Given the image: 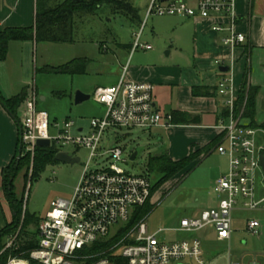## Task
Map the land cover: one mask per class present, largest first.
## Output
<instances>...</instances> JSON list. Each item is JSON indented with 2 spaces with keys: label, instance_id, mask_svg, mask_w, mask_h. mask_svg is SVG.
I'll use <instances>...</instances> for the list:
<instances>
[{
  "label": "built area",
  "instance_id": "1",
  "mask_svg": "<svg viewBox=\"0 0 264 264\" xmlns=\"http://www.w3.org/2000/svg\"><path fill=\"white\" fill-rule=\"evenodd\" d=\"M145 1L148 3L147 18L154 15L193 20L220 18L225 24L217 23L213 31L224 34L225 46L236 48L246 40L237 27L235 0ZM141 34L137 35L133 52L152 49L140 42ZM218 94L228 113L215 126L220 138L214 149L228 159V170L219 177L213 189L217 207L182 219L178 229H161L154 234L149 233L146 221H142L124 238L120 248L115 246L109 256L100 257L92 252L94 246L115 237L125 228L136 209L152 200L153 188L149 176L133 175L120 166L131 161V157L129 160L120 146L107 144L106 133L110 130L151 133L172 128L175 127L173 116L156 109L152 84L128 82L123 77L116 85L96 88L92 98L105 107L106 114L103 118L92 119L86 132L69 119L52 123L48 113L38 109V96L33 92L24 104L20 120L21 144L25 154L31 156L32 166L40 140L50 141L58 153L73 148L76 151L84 149L89 155L73 197L53 202L51 210L41 219L37 228L38 247L30 251L27 258L10 257L6 264H206L199 238L162 241L158 236L166 232L195 234L211 228L219 242L230 241L237 208L256 211L264 203V200H257L255 191L257 173L263 176L260 156L264 155V147L257 144V137L263 131L249 127L243 112L237 116L238 98L232 80H224ZM115 228L118 229L114 233ZM260 229L257 220L247 224L248 232L254 235H259ZM17 238L18 234L11 236L4 251L17 249ZM125 241L127 243L123 244Z\"/></svg>",
  "mask_w": 264,
  "mask_h": 264
},
{
  "label": "rangeland",
  "instance_id": "2",
  "mask_svg": "<svg viewBox=\"0 0 264 264\" xmlns=\"http://www.w3.org/2000/svg\"><path fill=\"white\" fill-rule=\"evenodd\" d=\"M131 1L139 11L138 18L131 19L134 15L125 7L121 12L116 13L115 10L118 8L113 10L106 6L98 10L95 15L76 17L73 43L40 45L36 75L38 104L40 110L49 114L51 122L57 119L62 123L70 119L77 127H84L88 132L91 120L105 113V108L92 98L94 91L98 87L118 84L116 75L122 70V66L126 65L130 46H134L139 33L142 32L140 38L142 44L150 45L151 51L157 50L163 59H170L171 48L174 46V22L179 17L154 15L147 18L148 3L145 0ZM144 52L149 51L138 50V53ZM74 60L87 62L84 75L50 74L45 71L46 65L57 68ZM78 91L91 95V99L75 105L74 97ZM57 92H66L69 98H58ZM40 97H44L46 101L41 102ZM244 121L249 127H253L250 120ZM256 123L263 124L258 122L257 116ZM254 128L263 131L257 137V144L264 147V129ZM51 133L55 134L54 131ZM105 142L123 148L129 160L137 152L135 161H127L120 166L133 175H150L152 183H158L160 177L149 173L148 160L150 156L166 152L169 142L164 135L154 131L149 133L141 130H110L106 133ZM63 151L80 158L81 162L74 165L59 162L49 164L34 179L31 178L32 167L19 173L15 182L16 194L18 197H24V209L30 215L43 218L51 210L53 202L58 199L69 200L73 197L89 154L84 149L76 151L73 148H65ZM227 164L226 157L215 153L203 161H197L160 186L149 202L155 205L145 220L149 233L154 234L161 229H178L182 219L192 218L212 209L209 205L214 193L210 190L209 180ZM255 191L257 200L264 196V179L260 172L256 176ZM250 220L259 221L261 225L259 235L246 230L247 222ZM117 229L115 228L114 233ZM29 230H36V227H30ZM233 230L235 233L233 240L230 243L226 241L228 242L226 244L214 242L216 233L211 228L195 234L166 232L160 234L158 238L162 241L199 238L204 248H210L215 255L211 260H207L204 255L206 264H229V261L232 264L244 262L264 264V207L256 211L244 209L236 212L233 217ZM8 242L9 239H6L4 244L7 245ZM117 247L120 248L121 244Z\"/></svg>",
  "mask_w": 264,
  "mask_h": 264
},
{
  "label": "crops",
  "instance_id": "3",
  "mask_svg": "<svg viewBox=\"0 0 264 264\" xmlns=\"http://www.w3.org/2000/svg\"><path fill=\"white\" fill-rule=\"evenodd\" d=\"M36 12L37 0H0V32L7 28L35 26ZM235 14L238 30L246 36L244 43L236 48L225 46L222 42L224 34L213 31L217 23L225 24L224 20H193L181 17L174 22V46L171 48L169 60L163 59L157 50L138 53V50L133 52V46H130L128 61L116 75V81L119 82L124 77L128 82L152 84L154 104L158 111L171 115L178 112L201 119L200 125H175L172 128L155 130L154 132L164 135L169 142L166 152L158 155L167 154L173 161H181L190 156L192 148L193 152H197L219 140L220 131L215 126L222 117L225 106L223 98L218 94V88L226 79L232 80L233 91L238 98L244 76L248 74L249 84L260 88L257 118L258 122L264 123V0H235ZM40 45L42 43L36 41H14L9 44L7 59L0 63V94L3 98L15 97L25 89L28 90V98L33 92L38 96L36 75ZM48 67L50 66L46 65ZM220 67H228L229 72L221 73ZM208 91L211 95H204ZM64 94L66 96L62 98L68 99V93ZM40 101L45 102L46 99L40 97ZM23 108L24 106L19 112V118ZM38 109L40 110L39 104ZM105 114L106 109L103 116L94 118H103ZM54 122L58 120L55 119L52 123ZM19 142L20 126L0 102V231L12 221V213L3 192L2 172L16 157ZM215 153L217 152L214 149L210 155L199 161ZM227 170L228 164L211 176L209 185L213 193L217 180ZM213 196L209 206L216 208L217 199L215 194ZM258 199L264 200V196ZM243 210L237 208L234 214ZM234 235L233 230L230 241ZM214 242H219L215 234ZM203 249L207 260L215 258L210 248H204L203 245ZM229 264L232 263L229 261Z\"/></svg>",
  "mask_w": 264,
  "mask_h": 264
},
{
  "label": "trees",
  "instance_id": "4",
  "mask_svg": "<svg viewBox=\"0 0 264 264\" xmlns=\"http://www.w3.org/2000/svg\"><path fill=\"white\" fill-rule=\"evenodd\" d=\"M109 6L121 12L123 7L127 8L134 17L138 18L139 11L132 5L131 0H37V12L35 26L27 28H7L0 32V63L4 62L8 56V48L11 42H30L38 43H55V44H70L73 43L74 26L76 17L84 15H95L98 10ZM114 10V9H113ZM87 62L85 60H74L66 65L45 69L50 74L60 75H84L86 73ZM260 88L253 87L249 84L248 74L244 76L242 87L236 102L235 111L237 115L243 112L244 119L251 121L253 127L264 129V123L257 125V97ZM204 95L209 96L211 93L206 92ZM56 96L62 98L66 96L64 93H56ZM28 98V90L25 89L21 94L5 99L0 94V102L3 107L17 120L20 126L19 112L24 106ZM227 111L223 112L222 116L227 115ZM175 125H200L201 119L188 114L174 112L172 114ZM255 129V128H254ZM21 136V131H20ZM218 141L215 140L207 147L193 152L189 157L181 161H173L167 154L150 156L148 160V170L151 174H156L160 177L157 184L153 183L152 197L155 191L182 171L190 168L194 163L202 157L210 155L217 146ZM21 148V139L19 142L18 153L10 165L2 172V187L3 192L12 213V221L0 231V264H6L10 257L27 258L29 252L36 249L39 245L38 225L42 218L30 215L24 209V197H18L16 194L15 182L19 173L32 167V179L38 175L49 164L57 163L55 156L58 149L55 146L50 148H38L33 160L29 154H25L22 146L21 159L18 160ZM150 176V175H147ZM28 180V178H26ZM155 205L146 204L144 207L138 208L135 211L130 223L123 228L115 237L104 242L98 243L92 249L94 254L100 257L109 256L112 248L122 244L121 241L142 221H145L149 214L153 211ZM30 227H36V230H29ZM18 234L16 247L17 249L6 250L4 241L11 236ZM127 241L123 242V244ZM99 258V257H98Z\"/></svg>",
  "mask_w": 264,
  "mask_h": 264
},
{
  "label": "water",
  "instance_id": "5",
  "mask_svg": "<svg viewBox=\"0 0 264 264\" xmlns=\"http://www.w3.org/2000/svg\"><path fill=\"white\" fill-rule=\"evenodd\" d=\"M162 1H168V0H162ZM219 71L224 74V73L229 72V68L228 67H220ZM90 99H91V95H88V94H85V93L78 91V92H76L75 97H74V104L79 105L83 102L89 101ZM20 131H21V129H20ZM37 146L39 148H50L51 144H50V141H48V140H40L37 143ZM21 153H22V144H21L20 154L18 156V160L21 159ZM137 155H138V153L135 152L131 156V161H135L137 158ZM55 161L59 162V163L74 165V164L80 163V158H73L71 155H69L66 152H60L55 156ZM260 165H261L262 174H263V178H264V155L263 154L260 156Z\"/></svg>",
  "mask_w": 264,
  "mask_h": 264
}]
</instances>
